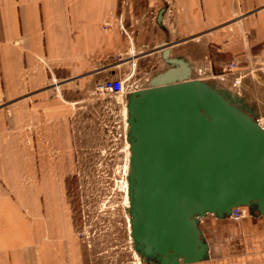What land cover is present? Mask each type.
<instances>
[{"label": "crops", "instance_id": "1", "mask_svg": "<svg viewBox=\"0 0 264 264\" xmlns=\"http://www.w3.org/2000/svg\"><path fill=\"white\" fill-rule=\"evenodd\" d=\"M154 4L161 49L185 46L192 69L204 62L226 86L236 64L239 92L264 86V0H0V264H80L65 209L57 206L53 221L43 205L52 182L65 180L52 173V142L37 137L41 123L67 117L68 101L49 89L51 79L121 80L125 88L129 78L111 60L127 44L121 6ZM246 213L203 221L205 258L190 264H264V214Z\"/></svg>", "mask_w": 264, "mask_h": 264}, {"label": "water", "instance_id": "2", "mask_svg": "<svg viewBox=\"0 0 264 264\" xmlns=\"http://www.w3.org/2000/svg\"><path fill=\"white\" fill-rule=\"evenodd\" d=\"M170 51H161L166 69L125 105L129 230L145 264L199 262L208 217L227 219L237 207L264 214V128L254 108L195 78Z\"/></svg>", "mask_w": 264, "mask_h": 264}, {"label": "rangeland", "instance_id": "3", "mask_svg": "<svg viewBox=\"0 0 264 264\" xmlns=\"http://www.w3.org/2000/svg\"><path fill=\"white\" fill-rule=\"evenodd\" d=\"M159 7L155 4L121 6L118 23L127 44L111 60L121 67L120 74L129 78L123 94L116 97L99 94L96 89L104 78L83 84L74 79L68 86L51 79L49 89L56 97L62 94L68 101L67 117L41 123L45 131L39 130L37 137L40 140L43 136L52 142L53 157L58 154L52 173L65 176V180L52 182L53 188L46 193L43 205L51 208L49 215L53 221L56 207L61 205L65 209L69 249L79 256L80 264H145L135 255L129 230L125 105L132 91L145 87L162 69L161 39L154 33ZM166 48L171 50L170 57H187L185 46L173 43ZM194 71L195 78L215 81L237 93L254 108L264 128L263 85L252 82L254 89L250 93L239 92V85L234 86V82L241 77L240 71L232 73L234 79L229 86L209 77L210 71L204 62Z\"/></svg>", "mask_w": 264, "mask_h": 264}, {"label": "built area", "instance_id": "4", "mask_svg": "<svg viewBox=\"0 0 264 264\" xmlns=\"http://www.w3.org/2000/svg\"><path fill=\"white\" fill-rule=\"evenodd\" d=\"M237 70L238 67L234 63H231L228 67L229 73H233ZM259 70L264 73V54L262 55V65L261 67H259ZM238 84L239 79H235L234 86H237ZM96 91L101 95L116 97L124 93V83L121 80H104L98 85ZM246 215V209H244L243 207H237L231 210L229 214V219L232 221H240L245 218Z\"/></svg>", "mask_w": 264, "mask_h": 264}, {"label": "bare ground", "instance_id": "5", "mask_svg": "<svg viewBox=\"0 0 264 264\" xmlns=\"http://www.w3.org/2000/svg\"><path fill=\"white\" fill-rule=\"evenodd\" d=\"M167 65L165 63L162 62V69L160 71H164L166 69ZM192 71H194V69H192ZM159 72V71H158ZM195 73V71L193 72V74ZM195 76V74H194ZM212 81V80H211ZM215 82V81H214ZM218 84V83H217Z\"/></svg>", "mask_w": 264, "mask_h": 264}]
</instances>
